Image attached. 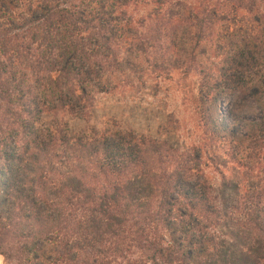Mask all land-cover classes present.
<instances>
[{
	"label": "trees",
	"instance_id": "trees-1",
	"mask_svg": "<svg viewBox=\"0 0 264 264\" xmlns=\"http://www.w3.org/2000/svg\"><path fill=\"white\" fill-rule=\"evenodd\" d=\"M0 257L264 264V0H0Z\"/></svg>",
	"mask_w": 264,
	"mask_h": 264
},
{
	"label": "rangeland",
	"instance_id": "rangeland-1",
	"mask_svg": "<svg viewBox=\"0 0 264 264\" xmlns=\"http://www.w3.org/2000/svg\"><path fill=\"white\" fill-rule=\"evenodd\" d=\"M167 86H168V84H167ZM164 89H167V88H164V85H163V88L161 89V92L159 93V96H158V99H162V98L164 99L163 102H160L159 100H152V102L150 101V104H148L147 101L146 102H131L130 106L126 105L125 107L132 108V106L138 105L139 106L138 112H136V110H135V113H138L141 116L143 113L142 109H147V112H145V115H149L150 117H151V115L148 113V111H150L151 109H153L155 111L154 113L164 114L165 117L173 115L174 119L169 118V120L174 123L175 121L177 122L176 119H178L179 129H180V127L181 128L186 127L187 129L190 128L192 126V124L188 118V115L183 113L182 112L183 110L181 108H179V105H180L179 95H177V93H173L174 94V96H173V94L171 93L172 91H170L168 93V95H170L169 98H165V95L163 93ZM105 102H106L105 105L108 106V105L113 104L114 100L108 99ZM158 109H161L160 110L161 112L157 111ZM132 110H134V109L132 108ZM153 116H154V114H153ZM142 119H143V117H142ZM180 133L182 134L181 129H180ZM0 264H5L4 259L2 257H0Z\"/></svg>",
	"mask_w": 264,
	"mask_h": 264
}]
</instances>
